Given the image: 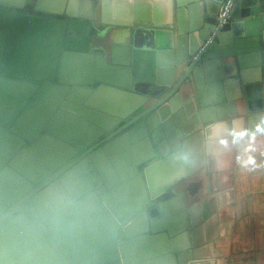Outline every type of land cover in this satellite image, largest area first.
Instances as JSON below:
<instances>
[{"label":"water","instance_id":"obj_1","mask_svg":"<svg viewBox=\"0 0 264 264\" xmlns=\"http://www.w3.org/2000/svg\"><path fill=\"white\" fill-rule=\"evenodd\" d=\"M225 1L0 0V264H230L203 76L264 132V0Z\"/></svg>","mask_w":264,"mask_h":264},{"label":"crops","instance_id":"obj_2","mask_svg":"<svg viewBox=\"0 0 264 264\" xmlns=\"http://www.w3.org/2000/svg\"><path fill=\"white\" fill-rule=\"evenodd\" d=\"M224 76L218 80L221 84L217 89L208 86L212 81L203 76L204 88L207 87L202 90L222 95V105L213 113L229 115L217 119L214 136L207 139L212 142L207 149L211 165L214 163V188L220 206L229 210L227 222H223L228 260L230 264H264V132L249 125L246 118L242 121L244 115L236 112L234 100L223 91L225 85L237 90L239 70L236 77ZM203 149L205 162V143Z\"/></svg>","mask_w":264,"mask_h":264},{"label":"built area","instance_id":"obj_3","mask_svg":"<svg viewBox=\"0 0 264 264\" xmlns=\"http://www.w3.org/2000/svg\"><path fill=\"white\" fill-rule=\"evenodd\" d=\"M229 8V2L228 0H226L222 5H221V9L218 12V16H217V27L218 26H223L225 24V22L227 21L226 19V12Z\"/></svg>","mask_w":264,"mask_h":264}]
</instances>
